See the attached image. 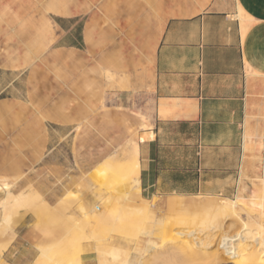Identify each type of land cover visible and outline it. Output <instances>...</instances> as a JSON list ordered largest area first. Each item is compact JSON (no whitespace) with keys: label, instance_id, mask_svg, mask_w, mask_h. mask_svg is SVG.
<instances>
[{"label":"rangeland","instance_id":"rangeland-1","mask_svg":"<svg viewBox=\"0 0 264 264\" xmlns=\"http://www.w3.org/2000/svg\"><path fill=\"white\" fill-rule=\"evenodd\" d=\"M204 1L0 0V264L17 230L30 227L29 215L38 234L33 264H264L260 186L152 196L121 168L147 121L141 92L115 88L127 87L128 57H144L145 74L165 21ZM57 2L79 12L74 39L61 37L51 20ZM108 160L114 169H105ZM44 164L62 165V182H71L55 206L39 195L44 183L32 175ZM231 199L227 210L218 208ZM243 221L249 237L238 246L231 234Z\"/></svg>","mask_w":264,"mask_h":264},{"label":"crops","instance_id":"crops-1","mask_svg":"<svg viewBox=\"0 0 264 264\" xmlns=\"http://www.w3.org/2000/svg\"><path fill=\"white\" fill-rule=\"evenodd\" d=\"M64 3L52 7L51 20L61 37L74 39L79 12ZM97 15L94 11V21ZM126 77L127 87L115 88L141 92L147 118L121 165L130 177L128 162L135 153L140 166L131 183L152 196L183 197L238 194L258 185L263 194L256 200L264 214V0H205L188 14L169 17L147 72L144 57L130 54ZM63 169L34 167L48 206L57 205L71 184L62 182ZM28 221L30 227L17 230L3 251L4 264L35 262L38 234L31 215Z\"/></svg>","mask_w":264,"mask_h":264},{"label":"bare ground","instance_id":"bare-ground-1","mask_svg":"<svg viewBox=\"0 0 264 264\" xmlns=\"http://www.w3.org/2000/svg\"><path fill=\"white\" fill-rule=\"evenodd\" d=\"M238 10H239V12H241L242 10H241V8H238ZM239 15V14H238ZM240 16V15H239ZM109 74V73H108ZM110 76H111V74H110ZM108 78H109V76H108ZM139 162H138V159H137V157L135 156V153H134V155H131V157L129 158V162H128V167H129V173H131V176L130 177H128L129 179H132V178H134L135 177V175H137L138 174V169H139ZM104 168V167H103ZM102 168V169H103ZM110 169V168H112V169H114V167H110V166H106V168L105 169ZM108 173V172H107ZM106 173V174H107ZM109 174V173H108ZM4 185V188H5V190H6V194H7V197L6 198H10V197H12V195L14 194L13 192H12V190H11V188L8 186V184H3ZM10 186H11V184H10ZM113 191V190H112ZM138 194V193H137ZM119 195V194H118ZM72 196H75V195H72ZM99 196V195H98ZM120 196H122L121 194H120ZM239 196H236V198L235 199H237ZM141 199V198H140ZM138 200V199H137ZM226 200H228V199H226ZM234 199H231L230 200V202L229 203H227V202H223L222 204H220L219 205V207L218 208H221V210L223 209L224 211H225V209L227 210V208H228V205H230V206H232V204H233V201ZM142 201V203L144 202L143 200H141ZM182 201V200H181ZM191 201V200H190ZM189 201V202H190ZM192 201H194V200H192ZM177 202V204H178V201H176ZM180 202V201H179ZM188 202V201H187ZM191 203V202H190ZM193 204V203H192ZM256 204H259V207H260V205H261V201H258ZM182 205V204H181ZM183 207L185 208V207H188V204L187 203H185V204H183ZM5 222L7 221V219H5L4 220ZM240 223V222H239ZM247 223H246V221L244 222H242V224H240L241 225V227H240V229L238 230V231H233L234 233L233 234H231V236L233 237L232 238V242H234V244H237L238 246H239V244H244V243H246L245 241L247 240V238L249 237V232H248V227H247V225H246ZM219 228H221V226L219 227ZM238 228V227H237ZM206 230V229H205ZM231 230V229H230ZM236 230V229H235ZM199 231V230H198ZM189 232V231H188ZM194 232V231H193ZM193 232H189L187 235H194L193 234ZM203 232V231H202ZM186 233V232H185ZM184 233V234H185ZM204 233V232H203ZM143 234V233H142ZM213 237V236H212ZM212 237H210L211 239H212ZM196 238H197V236H196ZM210 239V240H211ZM186 239H182V240H180V243H179V245L182 247V252L183 253H185L186 251H187V249L188 248H190V246H189V244H187L186 243ZM212 241V240H211ZM119 242V241H118ZM208 243V242H207ZM189 246V247H187V245ZM192 244V243H191ZM195 245H196V243H195ZM151 246V244L150 243H148L147 244V247H150ZM199 246V245H198ZM117 247V246H116ZM115 247V248H116ZM153 247V246H152ZM193 247V246H192ZM191 247V248H192ZM123 248V247H122ZM194 248V247H193ZM192 248V249H193ZM199 248V247H198ZM258 249L260 250V251H264V238H261L260 239V241L258 242ZM113 250H114V248H113ZM113 250L111 251L112 253H113ZM147 250V249H146ZM197 250V249H196ZM126 251V250H125ZM188 252V251H187ZM190 252V251H189ZM195 253V252H194ZM137 259V258H136ZM135 259V260H136ZM134 260V259H133ZM135 260H134V262H135ZM131 261V260H130ZM133 263V262H132ZM131 263V264H132ZM208 263V262H207ZM211 264H213L212 262H210ZM138 264V263H137Z\"/></svg>","mask_w":264,"mask_h":264}]
</instances>
